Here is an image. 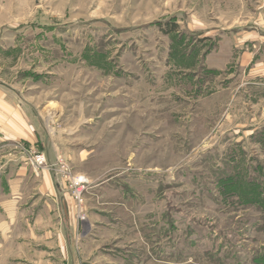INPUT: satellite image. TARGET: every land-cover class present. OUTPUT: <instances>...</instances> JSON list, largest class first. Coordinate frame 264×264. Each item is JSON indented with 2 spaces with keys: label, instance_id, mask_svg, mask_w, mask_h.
<instances>
[{
  "label": "rangeland",
  "instance_id": "374dc122",
  "mask_svg": "<svg viewBox=\"0 0 264 264\" xmlns=\"http://www.w3.org/2000/svg\"><path fill=\"white\" fill-rule=\"evenodd\" d=\"M252 32L264 0H0V87L42 121L53 162L27 163L71 198L84 263L264 264Z\"/></svg>",
  "mask_w": 264,
  "mask_h": 264
},
{
  "label": "crops",
  "instance_id": "0c3cea01",
  "mask_svg": "<svg viewBox=\"0 0 264 264\" xmlns=\"http://www.w3.org/2000/svg\"><path fill=\"white\" fill-rule=\"evenodd\" d=\"M264 42L252 32L241 42ZM255 48V45H253ZM243 52L252 60L251 52ZM251 62V61H250ZM260 66L264 63L259 62ZM0 87V259L3 264H90L79 257L80 224L72 200L58 181L55 171L40 172L27 163L29 154L43 149L52 164L50 151L40 135L42 121L35 108L15 90ZM46 140H48L46 138ZM92 231L82 233L83 243ZM58 254L54 256L52 254Z\"/></svg>",
  "mask_w": 264,
  "mask_h": 264
},
{
  "label": "built area",
  "instance_id": "2783aa9c",
  "mask_svg": "<svg viewBox=\"0 0 264 264\" xmlns=\"http://www.w3.org/2000/svg\"><path fill=\"white\" fill-rule=\"evenodd\" d=\"M35 155V154H34ZM30 164L34 167H41L43 165H47V161L44 155L42 154H36L31 160ZM84 184H87V181L83 178H79L77 182H75L76 193H75V199L80 200L81 196L83 194Z\"/></svg>",
  "mask_w": 264,
  "mask_h": 264
},
{
  "label": "trees",
  "instance_id": "16d2710c",
  "mask_svg": "<svg viewBox=\"0 0 264 264\" xmlns=\"http://www.w3.org/2000/svg\"><path fill=\"white\" fill-rule=\"evenodd\" d=\"M173 27V26H172ZM172 31V29H170Z\"/></svg>",
  "mask_w": 264,
  "mask_h": 264
}]
</instances>
